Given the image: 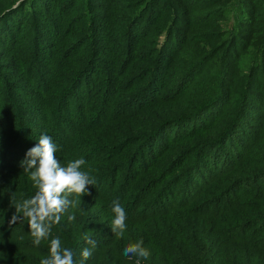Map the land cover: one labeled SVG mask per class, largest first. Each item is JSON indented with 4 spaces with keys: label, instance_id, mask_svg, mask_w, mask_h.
<instances>
[{
    "label": "trees",
    "instance_id": "trees-1",
    "mask_svg": "<svg viewBox=\"0 0 264 264\" xmlns=\"http://www.w3.org/2000/svg\"><path fill=\"white\" fill-rule=\"evenodd\" d=\"M256 2L239 0L240 7L252 15L257 9ZM9 6L0 3V41L7 40L10 44L7 50L16 55L18 43L10 32L19 33L20 20L8 21ZM126 10L118 19L116 31L109 16L105 20L111 21L100 37L93 31L82 41V48L85 45L88 49L76 51V46L61 41L60 33L48 48L40 40L38 45L33 42L31 60L20 64L15 71L21 78H28L37 91L44 92V97L49 90V96L56 99L54 105L43 102L44 115L36 111L15 113L10 100L0 102V264H32L25 256H34V253L19 248V245H30V227L26 220L10 224L16 211L10 200L14 195L16 201H23L36 192L32 182L19 175L23 168H18V162L25 158L14 159L12 153L19 148L27 153L34 147L28 136L39 141V132L48 135L39 124L49 125V135L57 145L56 158L63 166L83 158L85 164L80 170L95 179V184L88 186L91 194L83 196L77 207H69L62 213L60 223L53 225L47 239L41 241L49 244V255L50 242L58 237L65 248L73 251L75 264H80L82 250L92 248L85 240L87 236L96 241L93 250L98 256L96 264H134L136 258L123 256V251L129 244L140 241L149 251V257L141 260L145 264H264V191L256 196L247 195L243 203L241 199L227 197L229 186L233 185L228 178L239 174L243 155L253 154L246 142L250 141L251 145L259 141L264 131V113L256 109L257 106L264 109L261 103L264 96L261 99L252 87L236 105L233 86L238 73H221L216 59L219 51L188 59L184 47L163 52V48L158 49V43L152 45L147 41L156 38L152 28L159 22H142L139 16H129L132 13ZM221 10L218 5L212 14L216 22L224 18ZM5 23L9 25L5 27ZM146 29L149 36L144 34ZM98 44L105 47L99 48ZM148 46H154V51L143 55ZM233 46L229 42L221 49V57L226 59L225 65L229 68L227 56ZM235 46L237 53L233 58L243 48L242 44ZM47 52L49 72L43 66L48 61V57L43 58ZM76 52L89 55L77 59ZM151 55V60L144 61ZM103 57L107 59L106 64L99 61ZM96 65L101 66L93 73L97 75L88 78ZM210 65L211 70L205 71ZM194 66L199 70L194 79L203 77L209 81L208 91L198 95L203 101L196 105L190 103V98H197L190 89V69ZM175 70H180L175 77L179 96L176 101H169L162 93L173 86L169 83L173 77L170 72ZM1 72L0 69V88L7 84ZM20 80L14 83V89L21 96H27L25 89L18 85ZM196 85L200 87V81ZM120 91L127 93L122 99ZM245 98L250 103L246 104ZM71 109L72 115L82 118L83 123L78 128L73 125L70 130L62 116ZM252 121L259 124V130L255 131L259 139L249 137ZM54 123L55 134L62 141L51 132ZM92 123L96 127L92 128ZM109 129L113 130L109 132ZM73 130V135L67 137ZM99 136L101 142H94ZM191 140L190 147L169 157L175 145ZM241 172L246 173L242 168ZM261 178L259 175L257 180ZM114 202H119L127 213V229L120 238L111 228ZM107 212L111 213L107 215ZM72 214L76 216L75 221L68 220ZM88 232L94 233L87 235Z\"/></svg>",
    "mask_w": 264,
    "mask_h": 264
},
{
    "label": "rangeland",
    "instance_id": "rangeland-1",
    "mask_svg": "<svg viewBox=\"0 0 264 264\" xmlns=\"http://www.w3.org/2000/svg\"><path fill=\"white\" fill-rule=\"evenodd\" d=\"M55 1L0 0L2 6L6 4L10 5V9L6 11L10 13L8 21L14 18H16V21L20 20L18 23V31L20 34H17V32H10V35H12L14 40L18 43L16 48L17 54L15 55L7 50L10 44L7 43L8 41L5 38L6 42L0 41V69L3 79L7 81V84L4 83L0 88V102L3 99L5 102L10 100L16 108L15 113L18 111L23 113L36 111L44 115L46 111L44 112L43 102L47 101L48 105H54L55 103L56 97L49 96V90L46 92L48 96L44 97L45 93L37 91L28 78H21V76L15 72L20 64L23 62L28 63L31 60L32 53L30 49L33 42L38 45V40H40L44 42L48 48L49 45H51L49 43L55 40V36L60 33V36H62L61 41L67 45H72V47L76 46V51H82L83 48L88 49L85 45L82 48V41L86 39L87 36H91L93 31L97 33V37H100L102 35L101 31H103L106 28V24L111 21L105 20L109 16L113 18V28L114 31H116L119 28L118 19L123 17L122 14L126 10V7V13H132L129 16H139L142 22L153 21V24L155 21L159 22L158 26L152 28L153 31L155 30L154 33L156 38H148L147 41L151 42L152 45L158 43V49L163 48V52L171 53L179 47H184L187 51L185 57L188 59L192 56H198L199 54H213L219 51L216 59H219L218 65L221 73L227 74L234 71L238 73V78L234 79L236 85L233 86V103L236 102V105L241 101L247 89H251L252 87L254 88L253 91L256 92L255 94L259 93L258 95H260L261 99L264 96V0H257V4L254 6H256L258 10L255 9L254 15L245 12L240 7L239 0H57L56 3ZM218 5L223 8L221 12L224 15L223 20L220 22H216V19L212 17ZM130 7L131 9H129ZM188 9L191 10L188 12ZM15 13L17 16H14ZM40 15L42 17H39ZM100 16L101 18L98 19ZM4 22L6 21L2 23ZM215 24L216 28L213 27ZM8 25V23L4 24L5 27ZM143 26L144 25H142V27ZM148 29L144 31V34L149 36V34H147L149 32ZM4 32L5 31H2L1 34H5ZM211 33L216 35L211 36ZM116 37L117 36L114 34V38ZM208 39H210V41L205 43ZM186 42L188 43L184 46ZM229 42L230 47L234 45L230 55L227 53V55H229L227 56V63L231 65L230 68L225 65L226 59L221 57V49L227 47ZM237 43L240 45L242 44L243 48L233 58L232 56L234 53H237L235 50V44L237 45ZM98 47L101 48L105 46L98 44ZM154 49V46L146 47L147 52L143 55L152 54L151 51H154ZM108 51H110V48ZM76 53H78L76 54L77 59L89 55L88 53L82 52ZM45 57H48V61L47 63L44 62L43 66H46L45 70L49 72V52L43 56V58ZM151 57L152 55L144 61L148 62V60L152 59ZM99 61L106 64L107 59L103 57L100 58ZM39 62L41 65L42 61L39 60ZM196 66L190 69V73H192L190 77L192 81V84L190 83V89L192 88L193 90L192 96L197 97L196 100L195 98H190V103H194V105L203 101L204 98L198 95L208 91L206 85L209 83V81L203 77L200 78V80L198 78L194 79L193 76L199 73V70L195 69ZM100 68L101 66L96 65L94 71L88 73V78H92L93 75L96 76L97 73H93L100 70ZM20 69L22 71L23 66H20ZM206 70H211V65L205 68V71ZM59 71H62V67ZM179 73L180 70H175L173 73L170 72L173 77L170 79L169 83L170 85L173 84V86L169 87L170 90L168 92L162 93L169 101H176L178 99L179 89L178 86H175L177 85L175 77H177ZM207 75H209V72L205 73V76ZM19 79L21 80L18 82V85L25 89L27 96H21V94L14 89V83ZM133 79L136 80V77ZM158 79L159 75L155 78V85L158 84ZM47 80L49 86V76ZM38 81L41 80L39 79ZM197 81H200V87H197V85L194 86V83ZM56 83L58 84V82ZM119 94L121 99L127 95V93L123 91H120ZM236 94H238V98H235ZM243 101H247L246 104L250 103L247 98ZM261 103L263 105L264 101ZM256 109L258 112L260 111V114L264 113V109L260 106H257ZM232 110H234V108H232ZM73 111V109L67 110L64 112V116H62L64 125L70 130L73 128V125L78 128L79 125L83 123L82 118L76 119V117L72 115ZM132 111L133 110H129V112ZM229 111L230 109L228 112ZM178 113H181V111ZM91 115H94V113H91ZM39 117L43 118V116ZM26 118L30 123L36 124V122L29 117ZM39 125H41L49 135V125ZM55 125L54 123L51 127V132H53L57 140L62 141V138L60 139V136L55 134ZM250 125H252V133L249 134V137L259 139L261 136V138L251 145L250 141L246 142L248 146H251L253 154L243 155L245 158L239 164V174H233L232 178H228L229 184L233 185L230 187L228 184L230 193L227 197L230 199H241L242 203L246 201L247 195L256 196L258 193H263L264 191V131H262L259 136V134L255 132L259 130V124L252 121ZM91 127L94 128L96 125L92 123ZM112 130L113 129H109V132ZM135 130L136 127L133 132ZM26 132L28 134L33 133L31 131ZM73 133L74 130L68 132L67 137H71ZM45 134L44 132H39L37 138ZM27 138L30 142H33V146L38 145L39 141L33 136H28ZM94 142L100 143L101 136L94 139ZM192 143L191 140L175 145L169 157L176 155L179 150L190 147ZM58 146L61 147L60 142ZM63 147H65L64 141ZM25 153L24 150L22 151L19 148L12 153V157L14 159L16 157L25 158ZM18 164L21 165V161L18 162ZM20 165L18 168H22ZM241 168L246 173L241 172ZM81 171L84 172L85 170ZM19 175L31 181L29 178L30 173L21 171ZM88 175H90V173ZM259 175H261L262 178L257 180ZM238 181H240L239 184H245L239 186V184H237ZM31 182L34 185L33 181ZM33 188V191L36 192L37 189L34 186ZM72 198L73 196L69 197V199ZM109 213L111 212H107V215H109ZM93 233L94 232H88L87 235H92ZM107 234H109V232ZM61 247L65 248L62 244ZM19 248L30 251L28 253H34V256H28L31 254H26V252L22 254H26L27 256L25 257L32 264H40L41 259L49 256V244H44L43 242L37 247L34 246L31 241L30 245H19ZM94 254L95 252H93L92 255ZM97 257V255L91 257L87 264H96ZM135 261L136 259H134V264ZM141 264H145V262H141Z\"/></svg>",
    "mask_w": 264,
    "mask_h": 264
},
{
    "label": "clouds",
    "instance_id": "clouds-1",
    "mask_svg": "<svg viewBox=\"0 0 264 264\" xmlns=\"http://www.w3.org/2000/svg\"><path fill=\"white\" fill-rule=\"evenodd\" d=\"M57 145L50 135H41L38 145L29 149L26 157L21 161L24 172L30 173V180L37 189L34 196L23 201H16L13 195L10 205L15 208L10 224L27 221L30 227V235L34 246H39L41 241L47 239L51 228L59 224L61 214L69 207L75 208L85 195H90L88 186L95 184V179L90 178L88 173L80 170L85 164L83 158L68 162L63 166L56 158ZM73 196L72 199H69ZM114 219L111 222L112 231L117 238L123 237L127 229V213L119 202L112 206ZM72 214L69 221H75ZM92 248L82 250L80 264L89 259L96 248V241L85 237ZM143 241L129 244L123 251V256L131 259L136 258L135 264H141L142 259L149 257V251L144 248ZM40 264H75L74 253L69 248H62L60 239L53 238L50 242V255L41 259Z\"/></svg>",
    "mask_w": 264,
    "mask_h": 264
}]
</instances>
